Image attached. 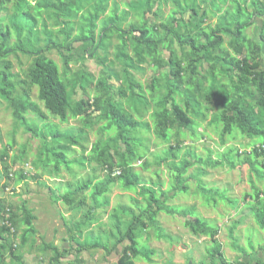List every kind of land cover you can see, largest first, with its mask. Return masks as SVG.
<instances>
[{"label": "rangeland", "instance_id": "1", "mask_svg": "<svg viewBox=\"0 0 264 264\" xmlns=\"http://www.w3.org/2000/svg\"><path fill=\"white\" fill-rule=\"evenodd\" d=\"M28 2L35 20L31 38L26 28L19 37L10 27L22 12L17 13L14 0L5 3L0 25L12 29L11 45L44 50L57 64L68 90V117L62 122L51 115L38 99L37 88L31 87V102L39 109L24 115L34 130L31 134L13 118L0 95V230H6L0 233V264H19L15 257L21 264H120L127 234L140 252L129 257L132 264H220L218 256L211 257L213 240L192 233L188 219H200L218 230L215 242L229 263L264 264V231L256 223L250 198L264 191V159L246 155L261 141L237 130L223 136L219 122L236 95L235 76L225 75L232 68L225 59L237 57L233 40L224 31L217 33L223 43L211 52L219 58L214 66L210 59L193 64L190 48L172 35L196 40L219 25L234 32L239 7L242 22L253 15L244 35L264 45V17L258 14H264V0H61L62 11H37L35 1ZM144 23L157 27L161 60L176 57L180 84L151 59L138 62L124 32ZM33 57L20 52L9 57L17 95L28 90ZM259 62L264 69V59ZM168 90L171 99L163 101ZM108 96L120 114L135 123L123 136L106 118ZM257 98L253 92L242 106L264 125ZM172 99L183 110L188 103L193 124L188 129L171 127L168 139L162 140L154 134L152 115L163 106L170 112ZM93 101L99 102V109ZM89 105L88 112L76 113L77 106ZM104 152L100 163L96 156ZM108 161L113 170L121 171L122 163L132 166L137 186L126 188L120 176H112V169L106 172ZM84 184L90 186L65 205L64 195ZM98 189L104 193L94 197ZM148 190L158 204L151 202ZM148 206L157 214L160 231L146 218ZM27 212L33 217L30 228L25 224Z\"/></svg>", "mask_w": 264, "mask_h": 264}, {"label": "trees", "instance_id": "2", "mask_svg": "<svg viewBox=\"0 0 264 264\" xmlns=\"http://www.w3.org/2000/svg\"><path fill=\"white\" fill-rule=\"evenodd\" d=\"M7 1L10 0H0V19H4L1 13H4V5ZM15 4L18 6L17 13L22 9V12L17 15L12 22V27L14 32L20 37L22 30L26 28L27 36L31 38L33 29L35 26V20L33 16L29 15L28 8L31 7V3L28 0H14ZM37 11L41 10H59L62 11L65 8V5L62 4L61 0H34ZM216 1V0H208ZM221 1V0H220ZM224 1V0H222ZM149 3V0H146ZM256 5L259 10L261 9V4L256 2ZM258 10V11H259ZM193 15L196 17L197 13L190 9ZM240 8L238 7L235 12V20L233 21L234 32L229 28H224L221 25L217 26L215 29H211L208 33L203 32L194 38L190 36H179L173 32L174 39L181 46H188L190 48L191 62L198 63L205 59H210L215 66L216 62H219V58L212 57L211 52L216 48L221 47L223 41L222 37L217 35L221 31L229 34L232 42V48L234 53L237 55L230 56L225 61L232 66V68L226 72V76H231L232 74L236 78V83L234 85L235 100H229L219 116V122L222 124L221 134L230 135L234 130L239 131L244 136L249 138L259 139L261 142L253 147L252 154H246L247 157L250 155H255L257 157H262L264 159V125L262 122L253 114V112H246L243 109L242 102L243 99L250 98L253 92L257 94V106L264 109V69H260L261 65L259 62L260 58L264 59V45L253 44L248 40L244 35V31L252 26L253 15H247L245 22L240 20ZM260 16L264 17L262 12L258 13ZM19 17V18H18ZM185 21V20H181ZM3 22V21H2ZM9 26L2 24L0 25V95L1 97L9 104V107L12 110L13 118L19 123L25 126L27 132L31 134L34 133V130L26 124L24 115L27 112L39 113L37 106L31 102L30 92L31 87H36L38 90V99L43 103L44 108L53 116H56L62 122L67 121V109L69 107V95L67 86L61 79L59 67L57 64L45 57L44 50H30L27 46L23 47L22 45H11L10 41L13 37L12 29ZM107 28H105L106 30ZM156 26H148L146 23L141 26L132 27L125 34L129 35L130 45L133 47L135 56L138 59V62L143 63L145 58H149L154 61L159 68L168 69V75L172 77L175 84H180L182 79V71L180 64L176 63V57L174 54H171V57L167 62H163L160 58L159 47L161 45V40L156 34ZM170 31V30H167ZM88 37L93 35V31L89 30ZM200 39H205V44L198 43ZM25 53L34 56L32 67L28 73V83L26 84L28 90L27 92L17 95L16 86L12 82V75L10 73L12 69V63L9 60V57L15 55L16 53ZM202 53V56L199 55ZM212 65L210 67V74L213 76L215 68ZM193 71V70H192ZM156 80L153 81L152 86L154 89ZM172 90H168L167 95L162 98V100L171 99ZM110 96H108L107 104L109 106L108 112L105 114L107 119L116 126L117 130L123 136L126 133V127H135V123L129 121L124 116L120 114V111L113 106L109 101ZM99 102L93 101V107L99 109ZM170 112L163 107L156 111L153 115V125H154V134L162 140L168 139V132L173 126H178L179 128L188 129L193 121L188 117V103L185 104V110L181 109L178 104L172 99L169 102ZM91 106L87 108L82 106H77L76 113L81 115V113L88 112ZM125 145V142H124ZM126 153L131 154V151L126 145ZM105 152L96 156L98 162L102 163L104 161ZM109 156L107 157V159ZM62 159L63 163L66 164V159L63 156H59L58 160ZM106 160V159H105ZM57 163H60L59 161ZM113 163L108 161L107 169L111 170L113 168ZM264 168V166H263ZM114 169V168H113ZM112 169V170H113ZM121 174L120 180L122 185L126 188H133L137 186L139 177L133 171L132 166L122 163L121 165ZM111 176V175H110ZM90 184H84L77 187L74 190L73 194H66L62 198V201L65 205H71L73 203V196L77 194V191H86ZM147 192L150 193L151 202L158 204L159 200L155 197L154 193L150 190ZM104 193V190H97L93 195L94 197L100 196ZM252 202V211L256 220L257 225L261 230L264 231V191H256L253 197H250ZM151 206H148L146 210V218L148 222L152 225H156L155 217L156 212L151 211ZM261 209V210H260ZM163 210L158 207L157 211ZM33 217L29 212H27L25 218V224L30 228L31 221ZM186 225L191 229L192 233L199 234L201 236L209 237L215 243L213 247L211 257L214 259L215 256L219 257L220 264H231L226 259L223 258L220 252V246L215 242V239L218 235V230L216 228L208 226L205 222L200 219H195L194 221L188 219ZM132 226V225H131ZM157 226V225H156ZM159 231L160 227L157 226ZM130 231L132 230L129 229ZM5 228L0 230V233L5 232ZM1 239V234H0ZM127 247L124 250L123 256L121 257L120 264H132L129 262V257L136 258L140 256L138 250V245L136 244L133 237L127 234ZM19 264H21V258L15 257ZM55 262V261H54ZM257 264H262L259 260L256 261ZM236 264H249L247 261L237 262Z\"/></svg>", "mask_w": 264, "mask_h": 264}, {"label": "built area", "instance_id": "3", "mask_svg": "<svg viewBox=\"0 0 264 264\" xmlns=\"http://www.w3.org/2000/svg\"><path fill=\"white\" fill-rule=\"evenodd\" d=\"M106 172H107V170H106ZM120 174H121V171H119V170H113V174H112V176H120Z\"/></svg>", "mask_w": 264, "mask_h": 264}]
</instances>
